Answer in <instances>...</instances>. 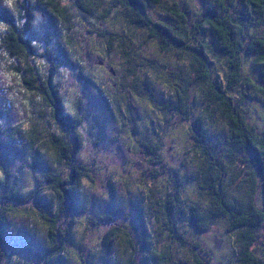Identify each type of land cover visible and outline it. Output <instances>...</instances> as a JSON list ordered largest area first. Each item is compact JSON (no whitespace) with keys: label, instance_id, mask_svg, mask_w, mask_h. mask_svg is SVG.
<instances>
[{"label":"rangeland","instance_id":"374dc122","mask_svg":"<svg viewBox=\"0 0 264 264\" xmlns=\"http://www.w3.org/2000/svg\"><path fill=\"white\" fill-rule=\"evenodd\" d=\"M77 1L68 0L67 6L71 15L69 33L72 46L78 50H71L67 57L57 58L56 46L49 44L42 54L29 48V58L36 55L38 59L46 60L50 66L47 69L49 74L58 68L60 59L71 57L79 65L78 75L91 82L96 93L95 98L89 101L87 116L80 109L68 113L78 115L82 119L81 124L85 119L92 120L90 139L94 150L106 139L115 142L123 140L126 135L128 143L122 147L127 155L119 165V171L111 174L110 167L115 158L108 153L97 154L96 159L87 164L77 161L75 156L73 163L86 166L89 177L82 181L83 191L78 192L76 211L61 220L65 229H71L69 245L72 252L68 259L55 258L43 263L39 255L47 244L46 226L42 225L40 217H28L31 210L39 214L48 206L52 211L57 210V201L52 191L47 189L46 176L55 169L64 174L61 168L69 167L58 163L53 150H48L45 145L50 137L43 134L49 132L48 126L39 123L43 113L37 117L36 129L31 122L23 127L8 123L0 125V215L8 208L26 212L5 216V236L12 240V247H3L7 255L0 258V264H238L239 244L222 218L212 215L204 230H199L191 219L190 205L197 204L199 210L214 209L207 191L200 188L205 148L199 134L198 119L211 134L219 152H226L231 141L226 119L206 100L199 84L190 87L188 114H184L182 108H169L170 103L179 105L172 94L173 84L184 86L175 82L178 78L174 72L187 75L189 79L197 76L191 58L180 57L175 50L165 51L146 28L136 26L135 16L125 7L116 6L114 0H103L92 14L84 12ZM144 1V12L153 22H161L171 28L178 23L171 8L175 6L188 14V30L192 29L207 6L215 3L214 0H163L164 5L160 6ZM229 1L233 8L239 6V0ZM106 9L111 10L104 15ZM38 12L44 17L37 26L44 33L42 44L57 39L58 23L50 16L49 10L36 8L35 14ZM204 29L203 37L211 48L208 52L209 67L214 78L227 85L228 56L208 25ZM105 32L106 35H101ZM116 33L130 41L124 50L117 40L108 38ZM168 40L174 48L176 43ZM29 58L27 66L33 65L35 76L41 77ZM249 62L245 61L249 64L248 75L254 73ZM131 63L136 68L135 74L128 71ZM27 69L24 63L23 78L29 77ZM23 78L21 84L27 95H35L27 89ZM148 82L149 90L145 85ZM68 86L71 87L70 84ZM241 90H246L247 94L243 95ZM230 94L245 122L263 129L264 96L244 85L236 86ZM28 115L32 113L29 111ZM15 119L19 120L18 113ZM56 124L64 128L60 122ZM31 130L35 136L28 135ZM109 130L112 133L110 137ZM38 143L40 147L36 146ZM83 144L84 137L79 151ZM246 155L239 151L240 159L236 163L244 166L242 158ZM3 169L9 172L8 182L22 191L19 201L16 196H10L11 191L7 192ZM101 172L102 179L98 175ZM228 182L230 188L237 191L243 178L238 175ZM39 192L40 198L37 196ZM113 194L119 201L118 207H98V201L111 202ZM47 212L52 214L49 210ZM172 225L177 232L171 230ZM115 226L125 229L134 246L125 251L126 245L116 239L111 252L107 253L102 249L101 241ZM253 249L264 261V225L258 231Z\"/></svg>","mask_w":264,"mask_h":264},{"label":"trees","instance_id":"16d2710c","mask_svg":"<svg viewBox=\"0 0 264 264\" xmlns=\"http://www.w3.org/2000/svg\"><path fill=\"white\" fill-rule=\"evenodd\" d=\"M146 1L154 5H164L163 0ZM214 2L213 5L207 6V9L195 20L192 29L188 30L186 29L188 14L179 11L175 6L170 8L178 23L175 28H171L161 22H153L151 17L144 12L146 7L144 0H114L116 6L125 7L131 15L135 16L134 23L137 24L136 26L146 28L150 36L156 38L163 45L165 51L175 50L180 57L185 55V57L191 58L197 76L194 79H189L187 75L174 72V75L178 78V81L175 82L180 85L183 83L184 86L180 87L175 86V83L173 84L172 94L176 97L179 105L174 104L172 106L170 103L169 108L177 110L182 108L184 114H188L190 87L199 84L206 95V100L219 110L222 117L226 119L231 131V141L226 148V152H219L214 145L211 134H208L198 119L199 134L202 137L203 148H205L203 151L205 156L201 160L202 183L200 188L207 191L214 204V209L199 210L197 204H194L195 206L190 205L192 221L199 230H204L209 225L212 215L222 218L227 224V230L236 236L239 244L238 264H264L263 258L253 249L258 231L264 225V127L259 130L257 127L250 126L245 122L230 94L236 86L244 85L264 96V0H239V6L236 8L232 7L233 3L229 0H214ZM27 3L30 4V8H25L22 4L20 6V0L16 1V6H18L16 15L22 14V18L27 19L25 30L32 25L35 12L33 9L46 8L51 13L50 16L55 19V23H58L55 32L56 35L57 32L60 35V43L55 47L57 58L67 57L71 50L74 52L77 49L72 46L73 41L69 33L72 27L70 24V10L67 5H63L61 0H28ZM102 3L103 0H78L80 8L88 14L94 13ZM110 10L106 9L104 15H107ZM16 15L15 13H13V16L1 15L3 20L0 21L7 24L9 29L6 43L8 47L13 49L11 54H19L22 63H26L29 77H24L23 81L24 84H27V89L47 100L48 107L53 110L55 122L61 123L59 118L61 109L57 107L58 100H61L59 95L61 88L53 87L51 73L48 74L46 80H42L41 77L35 76L33 65L27 66L28 50L33 49L22 39L20 31L11 22ZM205 25H208L228 56L229 74L227 85H223L221 81L215 79L209 67L208 52L211 48L203 37ZM104 34L106 35V32L101 33V35ZM108 38L117 40L121 50L125 49V45L130 44L129 40H125L123 35L117 33L110 34ZM168 39L176 43L174 48H172ZM246 60H249L252 64L254 73L245 76L243 75V65ZM128 71L136 73L133 63L129 65ZM98 83L99 81L94 82V84ZM145 85L149 90L150 83L148 82ZM241 93L243 95L247 94L246 90H241ZM81 121L82 119L78 115L67 112L64 123H61L63 126L65 124L68 126V130H65V127L61 128L68 137L66 143H62L57 139L54 133H43L44 136L49 135L50 137L45 145L48 146V150H53L57 162L69 167L67 173L63 174L55 169L46 176L49 183L47 189L52 191L57 201V210L52 211L48 209L49 206L46 209L49 212L51 211L52 214H49L46 209L41 210L40 214L31 210L32 213L30 212L28 217L34 219L40 217L42 225L46 226L47 244L43 251L41 250L40 258L37 256L43 263L51 262L55 258L68 259V254L72 252L69 245L71 229L68 227L65 229L61 220H63V217L66 219L71 212L76 211L77 196L82 189V181L84 177H89L86 166L73 163L83 143V137L78 131ZM36 125L35 123V129L37 128ZM74 132L76 133V141L71 139ZM28 135L35 136V132L31 130ZM78 142L80 147H78ZM239 151L247 154L244 159L242 158L245 162L244 166L236 163V160L240 159ZM3 170L7 192L11 191L10 196H16L15 199L19 201L22 191H18L17 185L8 182L9 172ZM238 175L243 178V183L237 191H233L230 188L228 179ZM40 193L37 194L39 198L41 197ZM8 213L23 214L26 212L8 208L0 215V258H4L3 256L6 254L3 249L4 246L8 249L12 247V240L7 239L4 230L5 216ZM108 217L110 218V216ZM170 228L177 232L175 226L172 225ZM116 239H120L122 245H126L125 251L126 248L129 249L134 246L125 229L121 226H115L102 239V249L107 253L111 252ZM143 240H146L145 237ZM198 264L203 263L198 262Z\"/></svg>","mask_w":264,"mask_h":264},{"label":"clouds","instance_id":"9594fccd","mask_svg":"<svg viewBox=\"0 0 264 264\" xmlns=\"http://www.w3.org/2000/svg\"><path fill=\"white\" fill-rule=\"evenodd\" d=\"M23 3V0H20ZM63 5H67L68 0H61ZM42 13H36L32 19V25L25 30L27 19L22 18V14H17L12 23L15 24L17 30L20 31L22 39L32 48L36 53L42 54L44 49L49 44L53 47L60 43V35L57 32V39L45 41L42 44L41 37L44 33H41L37 26L43 19ZM76 30L74 29V32ZM9 29L8 25L0 21V125L5 123L15 127H23L25 123L31 122L37 123V117L43 113L42 119L39 123L42 126H48V131L54 133L62 143L68 142V137L65 131L56 124L53 110L48 107L47 100L40 95L28 96L24 90L21 80L24 73V64L21 61L19 54L12 55L13 49L8 47L6 40ZM29 62H34L42 80L48 78L47 69L50 67L46 60L38 59L36 55L29 58ZM250 63V62H249ZM80 69L79 65L69 57L68 59H60L59 66L52 70V84L53 87H60L59 93L61 100H58L57 107L61 109L59 118L61 123H64L65 116L68 111H74L80 109L86 116L88 115L89 101L95 98L96 89L91 82H86L85 79L78 75ZM249 64L243 65V75H248ZM79 81V82H78ZM71 85L69 87L68 85ZM29 111L32 113L28 115ZM19 115V120L15 119L16 115ZM94 115V114H93ZM92 120L85 119L80 125L78 131L84 137V144L81 151L76 154L77 161L84 163H90L91 160L96 159L99 153H108L115 159L111 163L110 172L119 171V165L123 163L124 157L127 155L126 150L122 147L123 144L128 143L127 136L125 135L123 140L112 142L111 139H106L103 145H100L98 149H93L92 141L90 139V133ZM65 130H68L67 124L64 125ZM111 130H109V137L111 136ZM73 141H76V133L71 136ZM40 147L39 143L36 145ZM78 147H80L78 142ZM166 150V149H165ZM46 159V157L44 158ZM62 171L67 173L66 167L61 168ZM103 176V173H98ZM83 191V189H82ZM114 198L111 202L98 201V207H113L119 206V201Z\"/></svg>","mask_w":264,"mask_h":264},{"label":"flooded vegetation","instance_id":"af4514ba","mask_svg":"<svg viewBox=\"0 0 264 264\" xmlns=\"http://www.w3.org/2000/svg\"><path fill=\"white\" fill-rule=\"evenodd\" d=\"M16 1L17 0H5V1L0 0V18H1L2 14H5V16H13L12 14L15 13V15H16V10H17V7H18V6H16L17 5ZM27 2H28V0H23V3H20V6L22 4L23 7L25 6V8L29 7L30 4L28 5ZM35 10L36 9H33V11H35ZM34 15H35V12H34Z\"/></svg>","mask_w":264,"mask_h":264}]
</instances>
